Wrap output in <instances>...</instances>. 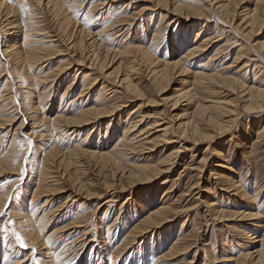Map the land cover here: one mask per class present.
<instances>
[{
  "label": "bare ground",
  "instance_id": "6f19581e",
  "mask_svg": "<svg viewBox=\"0 0 264 264\" xmlns=\"http://www.w3.org/2000/svg\"><path fill=\"white\" fill-rule=\"evenodd\" d=\"M113 1L114 0H108L107 3L110 2V4H112ZM156 1H160V4H158L161 6L163 4L161 2L166 3V5L170 4L166 0ZM179 2L175 0L172 3L169 13L171 12L175 15L176 13H182V8ZM244 2L250 3L251 7L247 4L243 5ZM42 3H44V6L47 7L49 17L51 16L50 19L54 18L55 26H53L54 24H51L52 26L48 24L46 25L45 21L47 19L43 17L44 14L42 13V16L40 9H36L37 6H42ZM82 4L80 6H82ZM72 5H76V2H73ZM163 6H165V4H163ZM125 7L116 9L115 11V15L118 16L115 22L117 23V26L124 23L125 18L123 17L125 16H123L124 13H121V11ZM72 8L69 4V0H46L45 2L43 0H0V145L1 143H6L5 146L0 150V170L2 168H8L10 170H13L12 173H17V177H15V183H17V186L15 185V189L13 188L14 191H12V189H8L7 191L5 190L6 192L1 191L2 194H4V199L0 197V213L9 198L12 206H8V210H5L6 213L4 214L7 215V218L10 217L11 219L16 220L14 224L16 225V227L14 228H16L17 233H21L22 238L25 239V245H44V249L42 252L38 250L37 251L41 253L39 254L40 256L43 255V257H46V260L44 261L41 260V257H32V253L27 254L28 256L26 254L25 256L23 255L24 258L19 257V252L16 250L15 246L18 239L15 240L14 237L13 239H11L12 236H10V232L8 230L10 228H1L0 237L2 240L0 241V264H22V262L26 259L28 261V264H33L35 260H38L36 264H70L71 256L69 257L68 253H65L67 252V247H69L71 251L74 250L77 259H79L76 264L81 263L80 260L82 258V251L87 247L89 248L88 243L93 239L91 237L90 239L87 238L88 230H83L77 237L71 239L72 236L70 235H73L71 233H73L74 231H69L68 229L78 226L77 222L83 221L75 220L80 216L77 217L76 214L74 212H71L68 207L65 208V203L74 202V198L76 200V197L73 194L76 193V189L79 190L80 188L85 186V181H83L81 177L83 175L82 178H86V180H88V169H86L83 165L84 167H78L74 170L76 172H79V174L77 173L78 175L75 178V180L78 182L72 183L75 185V188L77 186L76 189H73V196L69 194L68 198L59 206H57L58 209H51L52 213L53 211H58V213L61 214L60 216H69L68 218H66L64 222L65 224H61L62 226L59 227V232H61L59 235L56 232L58 228H53L54 226H56V224H52L53 226L51 225L52 227L50 226V228H48L51 217L48 216L51 213L48 215V212H44L45 208H41V210H39V207H36V205L38 204V201L36 200L40 198L41 195H44V191H46V193L48 192V190L43 188V182L47 174H52L51 170L54 166L57 167L60 163L66 161L69 163V165H74L76 167V165L81 164V159L78 160L77 158L76 161V159L74 158L75 160H73V156H81L82 158L90 156L95 157L96 160L99 159L102 162V167L106 164L107 167L110 166V169L111 167L113 168V166H119L120 168L126 167L127 179H146L148 177H153L156 174H163L164 172L169 171V169L172 168V166H174V164L176 163V159L183 156L181 154V150H183L182 148H184L183 144L180 146L177 145L178 147L171 148L167 156L164 158L163 163H161L162 161H160L159 163L150 164V161L147 160L148 156H142L136 162L132 161L134 163H128L123 166L118 162L117 154H125V151H129V149L134 150L144 145H147V148L150 152L155 147V138L159 137L162 138L164 143H171L173 141L175 142L176 139H181L185 140V142H191L193 146L198 148L200 147V145L205 144V142L214 141L212 139L213 132L216 133V130H218L220 133V130L224 129V121L227 122V120H224L225 118L228 119V117L231 116L237 117V115H239V111H243L248 115H251L249 113H264V41L258 42V44L256 41L255 44L253 42L251 43L249 40L251 33L254 35H258L259 30H262L263 28L264 0H220L219 4L216 6V9L218 10L217 12H219L217 15H220L221 19H223L222 21L228 24L233 23V27H231L234 32L241 31V35H238L243 37L244 39L242 40L243 42L239 43L241 47L237 50V52H235L232 63H230L229 65H223V54L220 56L217 50H214V53L210 56H205L209 45L213 44L212 40L215 35L212 38L210 36L202 38L201 34L203 31V25L201 27L198 26L196 32L192 34L191 38L190 35L192 31L189 30L190 32H187L186 34L181 36L180 40H178V34L180 33V30H176L177 36L175 37L174 42L171 44L173 48L172 54L165 53L164 58L157 59V57H154V53L151 51V44L146 46L142 40L146 37V32L145 34H143V38L141 39L142 43H136L135 45L134 43H132L133 46H129L127 44L124 46L121 45L120 49L114 50L109 42L111 33L109 32L108 28L110 27V25L104 22V24H102V26H100L95 32H92L90 31V29H88V24H86V18L90 16V12H88L87 10L82 18L83 20L79 21L78 17H76L74 13H71ZM144 8H142L143 11L146 9ZM184 8L188 9L183 5V9ZM77 12L78 11L76 10V13ZM140 12H142V10H140ZM192 13L194 12L192 11ZM188 14L189 13H186L184 16L188 17ZM236 15L241 17V21L239 20V24L242 25L241 29H239L237 25L234 26L235 22H233V18ZM164 16L166 17V14ZM208 16V18H210V15ZM162 18L163 16H161L160 14L159 21ZM221 19L219 18V20ZM216 22L218 21L216 20ZM159 25L160 23H156L154 27H151V31H149L148 35H151L152 39L149 43H152V40L157 38L159 34L161 35L165 31H167L168 24L163 27L162 24L160 26ZM216 33L218 34V32ZM221 33L223 34V32ZM233 34L230 33L226 36L228 42L232 41L235 38ZM138 41L140 40L138 39ZM236 42L237 40L235 39L233 43ZM256 47H259V50H256ZM216 48H218V46ZM181 50L182 52L181 54H179V56L178 54L173 55V53H176L177 51L180 52ZM131 51H134V53H137L138 55L134 54L131 56ZM250 52L251 54L248 55V53ZM63 53H65L64 55H66L65 61L64 59L62 60V62H60L61 60H59L52 67L53 63L51 64L50 57L53 55L52 58H57ZM245 54L248 55L246 58ZM169 58H173L172 61H169ZM219 58H221L220 61L216 63ZM136 61L139 62L140 68L143 67L146 73V77H148L149 81L148 88L151 87V90H153V93L156 94L157 98L158 94L161 95L171 83H178L179 87L175 88V91L172 88L173 92H175L176 94H174L173 97L171 96V99H167L168 97L163 99L165 108H167L168 111L170 110L169 108H171L169 113L173 112V110L175 109H178L171 116L173 122L165 121V118L163 117L157 118L156 114L155 117H153L152 115L151 117L149 116L150 121L146 122V117L148 116L143 115L144 113L140 114L139 110L137 113L136 107H138V105L134 107L135 111L132 110V112H127L123 116L116 115L117 110L119 109V107H121L120 105L123 102L120 101L122 102L120 104L119 100H117V98L120 97L119 94L117 95L116 93L117 96L114 93L111 94L112 91L108 93V90H111V88L108 87V84H106V82H108V78H112V81L114 83L117 82L122 86L124 94L131 92V94L133 95L137 94L138 98H142L143 94L138 88L137 84L135 82L133 83V77L131 79L129 71L130 69L136 68L134 64ZM195 61H197V63L194 64ZM141 63L143 64V66ZM240 63L242 64L240 65ZM114 64L115 66L113 67V69L107 72L108 69ZM75 66L77 67L73 72V78L69 80V82H67V84H65V86L62 88L61 86L64 79H66V77H68L69 75L68 71H72ZM248 66L251 68L252 78L249 80V83H244V81H241L236 74L238 73V71L243 70L244 73L246 71V67ZM81 67L82 70H80ZM77 71H80V75L77 73ZM135 71L137 70L135 69ZM12 86H14L16 89ZM13 89L16 90L21 96L20 101H18L20 102V105H18V103H15L13 105L10 104V100H12V98L14 99V101L15 99H18L15 98L17 92ZM56 92L59 95L56 94ZM52 95H55V97H53ZM151 97L152 96H145L142 101H140L141 99H139L138 102L140 101L142 102L141 104L143 106H147L154 103L152 102V99H150ZM52 100L56 102L53 103ZM125 101L127 100L125 99ZM141 104L139 106H141ZM167 112H165L166 114H164L162 111L164 117L169 115L167 114ZM109 114H113L116 117L118 116L115 124H112V128H109L111 123L109 124L104 122L103 124V120L106 116H110ZM25 120L26 122H28L26 123ZM100 120H102L101 124H103V127L105 128V130L102 132L103 141L100 142L99 140L98 142H94L95 146L90 145V147H84L83 142L86 140V138H88L89 136L91 137L92 135H94V137H91L89 139L90 142L98 138L99 134L101 135L100 128L96 130L93 126H90L91 128H89V130H87L85 133L86 135L84 134L85 136H80L79 134H77L78 139L74 142H72L73 132H68L65 130V128L67 127L82 128L89 123L93 124L96 123V121L99 122ZM7 121H9V123H7ZM58 129L60 131V134L56 136L55 132H57L56 130ZM154 133L155 135L152 138L151 135H153ZM170 133H172L173 135H171ZM248 134L249 133L246 132L244 135L247 136ZM260 135L261 134L258 133L257 137L259 138ZM260 138L262 139V137ZM59 141L61 142V144ZM58 143L60 145H58ZM106 143H108V145L105 148ZM254 145L255 143L253 145L250 144V146H246V144H244L243 142L244 148H242L241 150H255ZM207 148L203 147V152L201 154L202 157L200 159V164L198 167V171L200 172L202 171L205 161L208 158L205 152L206 150H208ZM212 150H214L213 154H215L216 158V161L214 162L216 163V165L221 166L224 165V162L228 161L226 159V151L223 152L222 149ZM221 167H226L229 174L236 173V170H234V165L232 164H226ZM226 176L224 177L226 186H228V188L230 189L232 188L233 190H235V192H233L236 193L237 197H245L247 201H252V203L254 201L259 202L257 198L260 195L259 192H261L260 188L262 187H257V189H255V193L253 195H250L246 192V190H242L240 188L238 180H235V177L237 176L227 174ZM50 177L52 178L51 175ZM54 181L56 184V188H53L50 191H57L64 187L63 185H60L58 181ZM9 182L10 181H8L7 183L9 184ZM12 182L14 181L12 180L11 183ZM5 187H7V185ZM1 189H3V187ZM88 193L91 192H88L87 184L86 196L88 195ZM28 197L29 200L27 202L26 200ZM262 197L263 198L260 205L257 206L258 208L255 207L257 209L255 213L242 212L243 214L241 215L245 216L246 218H252L256 217L257 214L260 213L258 210L259 208L261 209V211L263 210V220L260 219L261 223H259V225H256L254 222V227L250 226V230L246 228L244 229V227L240 230L245 239L247 238L248 242L245 248H243L244 252L240 251L242 252L240 255V259L243 262H245L247 259V261H253V259H255V262L251 264H263L262 261L264 260V195ZM155 198L156 197L148 198L149 200H146L147 203L143 202L142 209H144V215L141 218L139 217L140 220L138 221V223L131 227L128 233L130 237L128 235L127 236L129 238L125 237L127 241L126 243L122 242L123 244L120 247L115 246V239L113 238L114 240L112 241L109 240L110 232L114 229L106 231L107 237L105 236V239L103 240L106 241L107 239L108 241L107 243H104V252L100 249H97V247H94V245L91 243V249L88 257L85 259V264H108V262H106L105 260V256H107V259L109 260H115L114 263L116 264L120 255H123L125 249L129 247V244L131 245L132 240L134 241V238L136 237L135 235H139L138 233H140V231H144L145 228H148L151 223H156L159 225L163 223L164 219L167 218L169 212L172 209L171 206L166 203V200V202L162 201L157 203L156 206H152L155 203ZM40 200H42V198H40ZM142 201L143 200H140L139 204ZM210 202L212 203V201ZM124 203L125 201L122 204ZM67 206H69V204ZM209 210H211L212 214L215 216H228L227 214H225L226 211L221 209L220 207H212ZM128 213L130 214L129 211ZM105 218L106 216L101 217V229L103 230H106L107 228ZM84 219H86V216ZM58 221L60 222V218ZM14 228L12 227V229ZM255 228H262L259 239H255L254 235L252 236L251 231ZM256 229L253 230V232H256ZM50 230L52 231L50 232ZM11 232L14 231L12 230ZM68 239L71 240L67 241ZM20 241L21 240L19 239V242ZM64 241L67 243L65 244ZM159 243L161 245L162 241ZM254 244L255 247H257V245L258 247L254 250L252 249L253 253L249 252L251 247H254L252 246ZM57 246L58 250L55 252L54 250L55 248H57ZM175 246L176 245H172L170 249L174 248ZM146 250V256L144 258H138L136 256L137 258L132 262H125L124 264H144L149 258L150 262L153 261L154 246L151 244ZM93 253L94 256H98V261H94V259L92 261L91 257ZM69 254H71L70 251ZM57 259L59 263L57 262ZM114 263L112 262L111 264Z\"/></svg>",
  "mask_w": 264,
  "mask_h": 264
},
{
  "label": "rangeland",
  "instance_id": "374dc122",
  "mask_svg": "<svg viewBox=\"0 0 264 264\" xmlns=\"http://www.w3.org/2000/svg\"><path fill=\"white\" fill-rule=\"evenodd\" d=\"M43 1L45 2L46 0H43ZM107 1H105V0H77V1L76 0L75 1L69 0V4H70L71 8L73 7L71 9V13H74V15L76 17H78L79 21L83 20L82 18H83L84 14L87 10H88V12H90V16L88 18H86L87 19L86 24H88V29H90V31L95 32L100 26H102V24H104V22L108 23L110 25L111 28L110 27L108 28L109 32L111 33V37L109 38V40H110L109 42H110L111 47H113L114 50L120 49L121 45L124 46L127 44L129 46H133L132 43H134V45L136 43H140L141 39L143 38V34H145V32H146L147 34H146V37L144 38L145 40L142 39L144 44L146 46L151 44V46H152L151 51L154 53L153 54L154 57H157V59H162L165 57V53L166 54H172L173 48H172L171 44L174 42L175 37L177 36L176 30H180V33L178 34V40H180L181 36H183L184 34H186L187 32H190V31H192L191 35H190V38H191L192 34H194L196 32V29L198 28V26L201 27L203 25L202 29L204 32L202 31V34H201L202 38L209 37V36L212 38L215 35L213 40H212L213 44L209 45V47L205 53V56L208 57L214 53V50H217L219 52L220 56L223 54L222 55V62H224L223 65H225V64L229 65L230 63H232L233 56H234L235 52H237V50L241 47V45L239 43L243 42L242 40H244L243 37L239 36V35H241V31L234 32V30L232 29L233 23L228 24V23L222 21L223 19H221L220 15H217L219 12H217L218 10L216 9V6L219 4L220 0L219 1L216 0L217 2L215 0H212V1L211 0H177L178 2L180 1L179 3H180L181 8H182L181 9L182 13L181 12L176 13V15L171 13V12L169 13L170 7L175 0H166L168 3H170V4H167L168 6L166 5V3L161 2V3L165 4V6H163V4H162L163 7L161 5H159L160 1H156V0H155L156 3L153 0L152 1L151 0L150 1H148V0H114L112 3L113 5L110 4V2L107 3ZM73 2H76L77 6L72 5ZM67 3H68V1H67ZM81 4H82V6H80ZM245 4H247L251 7L250 3H248V2H244L243 5H245ZM183 5H184V7H187L189 9V12H188V9H186V8H184L185 10L183 9ZM45 7L46 6H44V3H42V6L41 5H40V7L37 6L36 9L37 10L40 9L41 14L42 13L44 14V16H43V14H42V16L47 19L45 21L46 25L47 24L48 25L54 24L53 26H55L54 18L50 19L51 16L49 17V12L47 11V7L46 8ZM123 7H125V8L121 11V13H124V15L123 14L122 15L125 16V17H123V18H125V20H124L125 24L122 23L121 25L117 26V23H115V22H116L118 16L115 15V11H116V9L123 8ZM148 7H149V9H148ZM142 8H144L145 10L143 11ZM211 8H213V9H211ZM76 10L78 11L77 13H76ZM140 10H142V12H140ZM192 11L195 14L192 13ZM185 12L189 13L188 17L184 16L186 14ZM160 14H161V16H163V18L165 17L164 15L166 14V17L164 19L162 18L159 21ZM192 14H193V16H192ZM200 15L203 17H201ZM205 15H207V16H205ZM208 15H210V18H208L209 17ZM219 18L221 20H219ZM240 18L241 17H239L238 15L234 16V18H233V22H235L234 26L237 25V27L239 29L242 28V25L239 24L241 21ZM215 19L218 22H216ZM156 23H160V25L162 24V27L165 26L166 24H168L167 31H165L161 35L159 34V36L157 38L152 40V43H149L152 39L151 35H148L149 31H151V27H154V25ZM223 24H225V25H223ZM229 25H230V27H229ZM219 30H220V32H219ZM216 32H218L219 35ZM221 32H223V34ZM230 33L231 34L234 33L233 36L235 38L232 41L228 42L226 39L227 38L226 36ZM138 39L140 41H138ZM235 39L237 40V42L233 43V41ZM249 40L251 43L253 42L255 44H256V41H257V44H258V42L264 41V25H263L262 30L261 29L259 30L258 35H254L251 33ZM167 44H168V48H167ZM217 46H218V48H216ZM210 48H211V50H210ZM182 50L180 52L177 51L178 53L177 52L173 53V55L178 54V56H179V54H181ZM256 50H259V47H256ZM252 52H253V49H252ZM64 54L65 53L61 54V56H58L57 58H55V57L52 58L53 55L50 57L51 64L53 63L52 67L59 60H61L60 62H62L63 59L65 61L66 55H64ZM130 54L132 56V55L137 54V53H134V51L133 52L131 51ZM249 54H251V52L248 53V55ZM248 55L245 54V58ZM172 59L173 58H169L168 60L172 61ZM220 59L221 58H219L216 61V63L219 62ZM139 62H140V60H139ZM139 62L136 61L134 63L135 67H136L135 69L137 71H135V69L129 70L131 79L133 77V79H132L133 83L135 82L137 84L138 88L141 90L144 97L145 96L146 97L152 96L150 99H152V102H154L155 104L151 102L152 104H149L147 106H145V105L143 106L141 104L142 102H140L144 98L143 96H142V98L141 97L138 98L137 94L133 95V94H131V92L124 94V90L122 89V86L119 85V83H117V82L114 83L112 81V78L111 79L108 78V82H106V84H108V87L111 88V90L110 89L108 90V93H110L112 91L111 94L112 93H114L115 95H116V93H117V95L119 94L120 97L117 98V100H119V102L120 101L123 102V103L120 102V104L121 103L122 104L120 105L121 107H119V109L117 110L116 115L123 116L127 112H132V110L135 111L134 107H136V105H138V107H136V111L138 113V110H139L140 114L144 113L143 115L148 116V117H146L147 118L146 122L150 121L149 116L151 117V115L153 117H155L157 115L156 116L157 118L163 117V118H165L164 119L165 121H169V122L172 121L173 122V120L171 119V116L178 109H175V110H173V112L169 113L171 108H169L170 109L169 111L167 108H165L163 99H165L167 97H168L167 99H171V96L173 97L174 94H176L175 92H173V89L175 91V88L179 87L178 83H175V82L171 83L169 85V87L161 95L158 94V98H157L156 94H154L153 90H151V87L148 88L149 87L148 86L149 85L148 84L149 83L148 77H146V73H145L143 67H141V68L139 67ZM195 63H197V61H195L194 64ZM241 64L242 63H240V65ZM223 65H222V67H223ZM114 66H115V64L112 67H110L107 72L111 71ZM142 66H143V64H142ZM76 67L77 66H75L72 69V71L71 70L68 71L69 75H68V77H66V79H64L62 86H61L62 88L65 86V84H67V82H69V80H71L73 78V75H74L73 72L76 69ZM144 67H145V64H144ZM80 70H82V67L80 68ZM243 71H238V73L236 75H237V77L240 78L241 81H244V83H249L250 82L249 80L252 78L251 68L248 66V67H246V71L244 73H243ZM136 72H137V74H136ZM77 73L79 74L80 71H77ZM137 75H138V77H137ZM139 81H141V82H139ZM12 87L15 88L14 86H12ZM14 91H16V90H14ZM148 91H152V92H148ZM146 92H148L150 94H148ZM56 94H58V93L56 92ZM19 96H20V94H18V92H17L15 98H18L19 100L15 99V101H14V99L12 98V100H10V102H11L10 104L13 105L15 103H18V105H20V102H18V101H20L21 96L20 97ZM52 96L55 97V95H52ZM134 96H136L137 99ZM133 97L135 100L133 99ZM154 98H156V99H154ZM125 99L127 101H125ZM139 99H141V100L138 102ZM161 99H162V101H161ZM153 100H155V101H153ZM55 102L56 101H53V103H55ZM156 102H157V104H156ZM139 103L141 104V106H139L140 105ZM155 109L157 112L155 111ZM163 109H167V110H163ZM162 111L164 114H166L165 112L168 111L167 114H169V115H167V116L165 115L166 117H164L163 116L164 114L162 113ZM252 112H254V111H252ZM249 114H251V115H248L247 113H244L243 111H239V115H237V117L231 116V117H228V119L225 118L224 120H227V122L224 121V124H223L224 129L220 130V133L218 130H216V133L213 132L212 139L214 141L205 142V144L200 145V147H198V148L193 146L192 143L189 141L185 142V140L176 139V138H174V139H176L175 140L176 143L174 141L171 143H164L162 138L159 137L160 139L155 138V147L150 152H149V149L147 148V145H144V146H140L139 148H136L134 150L129 149V151L128 150L125 151V154H117V160L123 166H125L128 163L130 164V163L136 162L142 156H148L147 160L150 161V164L159 163L160 161H162L161 163H163L164 158L167 156V154L169 153L171 148L178 147V146L183 144L184 148H182L183 150H181V154L183 156H181V158H177L178 160L176 159V163L174 164V166H172V168H170L169 171L164 172L163 174H156L153 177L146 178L147 180L145 178L127 179L126 178V175H127L126 167L120 168L119 166H116V167L113 166V168L111 167V169H110V166L107 167V164L102 167L101 166L102 162L99 159L96 160L95 157H90V156L87 157L86 156V157H84L86 159H84L81 156H73L72 157L73 160L76 159V161H77V158H78V160L81 159L80 161H81L82 165L77 163L78 165H76V167H75L74 165H69V163L65 161L63 163H60L57 167L54 166L53 169L51 170L52 174L51 173L47 174L45 176V180L43 182V184H44L43 188L48 190V192L46 193V191H44V193H43L44 195H41V197H40V198H42V200H40V198H38L36 200V201H38L37 202L38 204L36 205V207H39V210H41V208H43V209L45 208L44 212H48L47 213L48 215L51 213L48 216V217H50V216L52 217V220L50 217L48 228H50V226L52 224H56V226H54L53 228H58L56 230V232H57V234L60 235L61 232H59V227L62 226L63 224H65L64 222H65L66 218H68L69 216H67V217L60 216L61 214H59L58 211L57 212L53 211V213H52L51 209H53V208H54V210L58 209L57 206H59L63 201H65L68 198L69 194H71V196L74 195L76 197V200H75V198L73 200L74 202L65 203L66 204L65 208L68 207L71 210V212H74L76 214L77 217L80 216L79 218H77L75 220L83 221V222H77L79 227L76 226V227H71L70 229H68L69 231H74L73 233H71L74 236L70 235V236H72L71 239L77 237L83 230H88L87 238L90 239V237H91L93 239L92 241H89V243H88L89 248L87 247L86 249H83L80 264H83V263L85 264V259L88 257L90 249H91V247H90L91 243L94 245V247H97V249H100L101 251L104 252V249H105L104 243H107L108 240L106 239V241H104L103 239H105L106 231H108L110 229H114V230H112L110 232V236H109L110 239L109 240L112 241L115 239L114 240L116 242L115 246L120 247L123 243H126L127 242L126 238L130 237V235L128 233H129L131 227L133 225H135L136 223H138L140 218L144 215V209H142L143 208L142 207L143 202L147 203L146 200L148 198H152V197H156L155 198L156 200L154 201L155 203L153 202L154 204L152 206H156L157 203L166 200L167 202L166 201L165 202L171 206L172 210L169 212L167 218L164 219L163 223H161L160 225L156 224V223H153V224L151 223L148 228L144 229V231H140V233H138L139 235H135L136 237L134 238V241L132 240L131 245L129 244V247L125 249L123 255L122 254L120 255L116 264H124L125 262H132L137 257L138 258H144L146 256V251H147L146 249L151 244L154 246V250H153L154 260L150 262V258L148 257L149 259L144 264H148V263H151V264H241V263L242 264H251V263L255 262V259H253V261H251V260L247 261L248 260L247 259L245 262H243L240 259V255L242 253L240 251L244 252L243 248H245V246L248 244L247 238L245 239V237L243 236V234L240 230H241V228L243 229V227H244V229L245 228L249 229L250 226L254 227V222L256 225H259V223H261L260 221L263 220L262 219L263 210L261 211V209L259 208L258 210L260 213L259 212L258 213L260 214V216H259V214H257L256 217H252V218L247 217L248 219L245 216H241V215L243 213H249V212L255 213L257 211L256 208H258L257 206L260 205L261 200L263 198L262 196L264 195V142H263L264 141V132H263V130H264V128H263L264 127V113L261 112L259 114H255V113H249ZM253 114H255V115H253ZM117 117L113 114L108 116V117L106 116L105 119L103 120V124H104V122L109 123V124L111 123L109 128H112L113 125L115 124V122L117 121ZM178 118H179V116H178ZM25 122H26V120H25ZM99 122L96 121V123H93L95 125L89 123V124L83 126L82 128L81 127H78V128H76V127H69L68 128L67 127V128H65V130L68 132L69 131L73 132L72 142H74V141H77V139H78L77 134H79L80 136H85L86 131L89 130V128H91L92 126L96 130H98L100 128L101 135L99 134L98 138H96L94 141L90 142L89 139L91 137L92 138L94 137V135H92L91 137L89 136L88 138H86V140L84 141L85 143L83 142L84 147H90V145L95 146L94 142H96V141L98 142L99 140H100V142L103 141V138H102L103 133L102 132L105 130V128L103 127L104 125L101 124L102 120H100ZM7 123H9V121H7ZM7 123H5V124H7ZM6 126H8V125H6ZM228 127H229V130H228ZM254 128H256V129H254ZM250 129H253V130H250ZM56 131L58 132V133L55 132V134L57 136L60 134V131H59V129ZM246 132L249 133L248 134L249 136L244 135ZM258 133L263 135V136L260 135V137H262V139L260 137H259L260 139L257 137ZM170 134L173 135L172 133H170ZM154 135H155V133L153 135H151V137L153 138ZM58 139H59V136H58ZM64 140H65V138H64ZM242 141L244 142V144H246V146L247 145L250 146V144L253 145L255 143V145H254L255 150L242 151L241 149L244 148ZM108 143H106L105 148L107 147ZM5 144L6 143H4V144L1 143L0 150L5 146ZM60 144H61V142H60ZM60 144L58 143V145H60ZM207 146H208V148H207ZM109 147H111V146H109ZM142 147L144 150L142 149ZM203 147L207 148L209 150V151L208 150L205 151L209 159L208 158L206 159V161H205L206 165L204 164V167L202 168V171L200 172V171H198V169H199L198 167L200 164V159L202 157L201 154L203 152ZM212 149H215V150H221L222 149L223 152L226 151L225 152L226 156H227L226 159L228 161L224 162V165H226V164L234 165V170H236L235 171L236 173L229 174L227 172V169H226L227 166L224 168V167H221L224 165H221V166L216 165V163L214 162V161H216V158H215V154H213L214 150H212ZM145 150H146V152H145ZM138 152L139 153L141 152V153L139 154ZM250 152H253V153H250ZM123 155H125V156H123ZM135 155H136V157H135ZM132 157H134V158H132ZM151 160H152V162H151ZM132 161H134V162H132ZM213 162H214V164H213ZM207 164H209V165H207ZM83 165L85 166L86 169H88L87 170L88 172L86 171L88 174V180H86V178H82L83 177V175H82L81 179L83 181H85V184H84L85 186L78 190V189H76L77 186L75 188V185L72 184L73 182L74 183L78 182L75 180V178L79 174V172H76L74 170L78 167H84ZM118 169H119V171H118ZM0 171H1L0 172V194H1L0 197L2 199H4V197H3L4 194H2V192H6L8 189L9 190L12 189V191H14L15 187L17 186L16 185L17 183H15L16 182L15 177H17V175H16L17 173H12L13 170H10L8 168H2ZM42 171H43V169H42ZM226 174L232 175V176L233 175L237 176V177H235V180L236 179L238 180L240 188L242 190H246V192L249 193L250 195L251 194L253 195L255 193V189H257V187H262V188H260L261 189V192H259L260 195L257 198V200L259 202L254 201L252 203V201L251 202L247 201L245 197H243V198L237 197L236 193H234L235 190H233L232 188L231 189L228 188V186H226V183L224 182V177L226 176ZM50 175L52 176V178L50 177ZM11 179L14 182L11 183V181H12ZM52 180L58 181V183L60 185H63L64 187L62 189L57 190V191H50L51 189L56 188L55 181L53 182ZM8 181H10L9 184L7 183ZM1 184H2L3 189L6 185L8 188L5 187L4 190L1 189L2 188ZM87 184H88V192H91V193H88V195L86 196ZM73 189H76L75 194H73V191H74ZM226 189H228L230 192ZM56 192H57V194H56ZM81 195H82V197H81ZM141 196H142V198H141ZM69 198H71V197H69ZM161 198H162V200H161ZM28 200H29V197L27 198L26 201L28 202ZM140 200H143V201L139 204ZM43 201H44V207H43ZM124 201H125V203L122 204ZM210 201H212V203ZM68 204H69V206H67ZM219 205H221V206H219ZM8 206H10V207L12 206L9 198H8L5 206L3 207V209L0 213V224H1L0 230H1V228H4V229L10 228L8 230L10 232V236H12L11 239H13V237H14V239L17 240V237H19V235H20L19 239L24 241V245H25V239L22 238L21 233H19V232L17 233L16 228H14V227H16V225H14L16 220L11 219L10 217L7 218L6 217L7 215L4 214L8 210L7 209ZM212 207H220L221 209L226 211L225 214H227L228 216L225 215V216L219 217V215H217V216L213 215L211 210H209ZM148 208H151V207H148ZM127 210L130 212V214L128 213ZM236 212H237V214H236ZM133 213H134V215H133ZM85 216H86L87 220L84 219ZM102 216H106V218H105V222L107 223L106 230L101 229V221H102L101 217ZM128 216H129V218H128ZM230 216H231V218H230ZM221 217H223V218H221ZM59 218H60V222L58 221ZM10 220H11V222H10ZM3 225H4V227H3ZM12 227L14 229H12ZM11 229L14 232H11L12 231ZM255 229H253V230H255ZM253 230L251 231L252 236L254 235L255 239H257V238L259 239L260 234L262 232V228H257L256 232L255 231L253 232ZM259 230H261V231H259ZM51 231L52 230H50V232ZM131 236H133V235H131ZM71 239H68L67 241H70ZM122 239H124V240H122ZM1 240L2 239L0 237V241ZM161 241H162V244L160 245L159 242H161ZM18 242H19V240H17L15 246H16V250L19 252L18 253L19 257L22 258L23 255L25 256V254L27 255L29 253H32V257H36V258L41 257V260H43V261L46 260V257H43V255L42 256L39 255V254H41L40 252L43 251L44 245H41V246L40 245H31L30 246L27 244V245H25V247H21V245L19 244L20 242L19 243ZM64 243L66 244L67 242L64 241ZM255 244L252 245L254 247H251L249 252L253 253V250L258 247V245H257V247H255ZM172 245H176V246L174 248L170 249ZM37 247H38V249H37ZM67 248H66L67 252H65V253H68L69 257L71 256L70 257L71 263L70 262L69 263L70 264H76V262H78L79 259H77L76 255L74 253V250L71 251L69 249V247H67ZM35 249H36V251L38 250L40 252H38V251L36 252ZM57 250H58V246H57V248H55L54 251L56 252ZM69 251L71 254H69ZM170 251H172V252H170ZM105 258H106L105 260H106V262H108V264L115 262V260H113V259H110V260L107 259L108 258L107 256H105ZM91 259H92V261H93V259H94V261H98V256H94V253H93ZM26 261H27V259L25 261H23L22 264H28V261L27 262ZM37 261L35 260L33 264H36ZM57 262L59 263L58 259H57ZM262 262L264 264V260ZM260 264H262V263H260Z\"/></svg>",
  "mask_w": 264,
  "mask_h": 264
},
{
  "label": "snow or ice",
  "instance_id": "6c2138e0",
  "mask_svg": "<svg viewBox=\"0 0 264 264\" xmlns=\"http://www.w3.org/2000/svg\"><path fill=\"white\" fill-rule=\"evenodd\" d=\"M17 239L19 240V237H17ZM20 245L21 247H25L24 242L22 240L20 241Z\"/></svg>",
  "mask_w": 264,
  "mask_h": 264
}]
</instances>
